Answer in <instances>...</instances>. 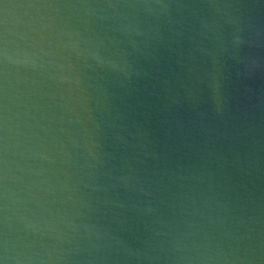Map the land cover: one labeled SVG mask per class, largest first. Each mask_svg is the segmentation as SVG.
I'll list each match as a JSON object with an SVG mask.
<instances>
[{"label": "water", "instance_id": "water-1", "mask_svg": "<svg viewBox=\"0 0 264 264\" xmlns=\"http://www.w3.org/2000/svg\"><path fill=\"white\" fill-rule=\"evenodd\" d=\"M0 264H264V0H0Z\"/></svg>", "mask_w": 264, "mask_h": 264}]
</instances>
